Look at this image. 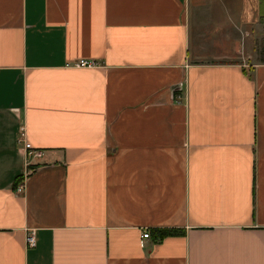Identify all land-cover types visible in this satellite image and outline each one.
<instances>
[{
    "label": "crops",
    "instance_id": "obj_1",
    "mask_svg": "<svg viewBox=\"0 0 264 264\" xmlns=\"http://www.w3.org/2000/svg\"><path fill=\"white\" fill-rule=\"evenodd\" d=\"M252 17L264 0H0V264H264Z\"/></svg>",
    "mask_w": 264,
    "mask_h": 264
},
{
    "label": "rangeland",
    "instance_id": "obj_2",
    "mask_svg": "<svg viewBox=\"0 0 264 264\" xmlns=\"http://www.w3.org/2000/svg\"><path fill=\"white\" fill-rule=\"evenodd\" d=\"M210 3L208 1H204V4ZM204 17H195V21L200 22L202 20H205ZM219 22H222L224 18H213V20H218ZM207 20V19H206ZM205 20V21H206ZM221 25H218L219 27H222V30L229 31L230 32V25H226V23H220ZM210 24L205 23V28H209ZM250 31L252 36V42L251 47L245 50L247 52L248 59L251 60L250 62L259 61L264 56V20H261V18L252 17V23L250 24ZM216 50V49H214ZM204 51V52H203ZM211 49H194V58L196 60H214L217 55H223L220 54V51L222 53H226L225 55L235 56V54H230L232 51L230 49L224 48L222 50H216L211 52ZM218 51V52H217ZM242 51V50H241ZM201 53V54H200ZM246 54V53H245ZM237 55V54H236ZM228 57V56H226ZM225 58V57H224ZM222 58V59H224ZM228 57L227 59H229Z\"/></svg>",
    "mask_w": 264,
    "mask_h": 264
},
{
    "label": "built area",
    "instance_id": "obj_3",
    "mask_svg": "<svg viewBox=\"0 0 264 264\" xmlns=\"http://www.w3.org/2000/svg\"><path fill=\"white\" fill-rule=\"evenodd\" d=\"M95 64V61L88 59V58H78L72 62V65L74 66H83V67H89L93 66ZM18 141H22L23 143V148L26 150V153L29 155H39L41 152L39 149L32 147L28 141L24 140L21 136L23 135V127L20 125L19 126V131H18ZM23 187L22 181H19L16 183L14 189L16 191H21ZM141 236L142 237H147L148 236V231L146 228H142L141 231ZM25 242L27 246H32L34 244V237H33V230L29 229L28 232L25 234Z\"/></svg>",
    "mask_w": 264,
    "mask_h": 264
},
{
    "label": "trees",
    "instance_id": "obj_4",
    "mask_svg": "<svg viewBox=\"0 0 264 264\" xmlns=\"http://www.w3.org/2000/svg\"><path fill=\"white\" fill-rule=\"evenodd\" d=\"M154 232V237L155 238H161L165 234L171 233L173 230L169 228H160V229H154L152 230Z\"/></svg>",
    "mask_w": 264,
    "mask_h": 264
}]
</instances>
